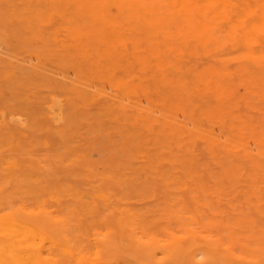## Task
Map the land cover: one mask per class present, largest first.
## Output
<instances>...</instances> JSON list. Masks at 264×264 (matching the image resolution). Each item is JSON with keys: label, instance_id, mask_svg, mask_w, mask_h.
<instances>
[{"label": "rangeland", "instance_id": "rangeland-1", "mask_svg": "<svg viewBox=\"0 0 264 264\" xmlns=\"http://www.w3.org/2000/svg\"><path fill=\"white\" fill-rule=\"evenodd\" d=\"M130 1L0 0V264H264V0Z\"/></svg>", "mask_w": 264, "mask_h": 264}, {"label": "bare ground", "instance_id": "bare-ground-1", "mask_svg": "<svg viewBox=\"0 0 264 264\" xmlns=\"http://www.w3.org/2000/svg\"><path fill=\"white\" fill-rule=\"evenodd\" d=\"M84 1H85V0H84ZM90 1H93V0H90ZM90 1L88 0L87 3H89L90 5H92L91 7H93V4L95 3V0H94V3L90 2ZM101 1H102V0H100V2H101ZM105 1H107V0H104V2H105ZM110 1H111V2H114L115 0H113V1L110 0ZM116 1H118V0H116ZM128 1H130V0H128ZM134 1H136V0H134ZM138 1H139V0H138ZM144 1H145V0H144ZM172 1H173V0H172ZM175 1H176V0H175ZM175 1H174V2H175ZM190 1H191V2H195V1H193V0H190ZM201 1H202V2H206L205 0H204V1L201 0ZM223 1H224V0H223ZM235 1H236V0H235ZM235 1H234V2H235ZM237 1L240 2L239 0H237ZM241 1H242V0H241ZM245 1H247V0H245ZM252 1H253V0H252ZM261 1H263V0H261ZM77 2H78V1H77ZM104 2L102 1L101 3L104 4ZM130 2H132V1H130ZM170 2H171V0H170ZM178 2H180V1H178ZM182 2H183V1H182ZM212 2H214V1H212ZM215 2H217V7H215V8H216V11H217L218 9H220V8L222 7L221 4H219L221 1H219V3H218V1L215 0ZM215 2H214V3H215ZM256 2H257L256 0L253 1L254 5H255ZM80 3H82V2H80ZM91 3H92V4H91ZM101 3L99 4V1H98L97 4H99V5H97V4H96V5L94 4V5L97 7V9L100 7V10H102V13H103L104 10L102 9L103 5H102V7L100 6ZM127 3H128V2H127ZM175 3H176V2H175ZM180 3H181V2H180ZM188 3H189V2H188ZM221 3H222V2H221ZM227 3H232V2H229V1H228V2H226V3H222V5L224 6V5H226ZM243 3H244V2H243ZM247 3H248V2H247ZM249 3H250V2H249ZM257 3H260V1H258ZM175 5H176V4H174V6H175ZM204 5H205V4H204ZM218 5H219V7H220V6H221V7L219 8ZM233 5H235V4H233ZM233 5H231V6H233ZM244 5H245V4L241 5V7H242V8H240L241 10L245 9V8H244ZM250 5H251V4H250ZM95 6H94V8H95ZM146 6H147V5H146ZM177 6H178V5H177ZM177 6H176V7H177ZM206 6H207V5H206ZM111 7H112V6H111ZM111 7H110V8H111ZM176 7H174V8H176ZM197 7H198V6H197ZM199 7H200V4H199ZM227 7H228V6H227ZM253 7H254V6H253ZM253 7H251L252 9H251L250 11H247V12H248V13L251 12V11L253 12V10H254ZM83 8H84V7H83ZM85 8H86V7H85ZM94 8H92V9H94ZM135 8H136V7H135ZM233 8H234V7H233ZM254 8H255V7H254ZM138 9L140 10V8H138ZM142 9H143V8H142ZM184 9H186V8H184ZM184 9H181L182 11L179 10V9H178V10L180 11V13L183 12V13L185 14V12L183 11ZM257 9H258V8H257ZM186 10L189 11L188 8H187ZM186 10H185V11H186ZM212 10H213V9H212ZM212 10H210V8L207 10V11H209V14H210V15H211V12H210V11H212ZM214 10H215V9H214ZM231 10H232V9H231ZM233 10H234V9H233ZM246 10H249V9H246ZM246 10H245V11H246ZM258 10H259V9H258ZM258 10H256L257 13H260V10H259V11H258ZM263 10H264V9H263ZM86 11H87V10H86ZM88 11L91 12V10H88ZM236 11H238V10H236ZM256 11L254 10L253 13H256ZM95 12H96V11H95ZM98 12H99V9H98ZM217 12H218V11H217ZM228 12H231V11H228ZM228 12H227V14H229ZM238 12H239V11H238ZM242 12H243V11H242ZM180 13H179V15H182V13H181V14H180ZM187 13H188V12H187ZM187 13H186V14H187ZM194 13H195V12H194ZM199 13H200V12H198V14H197L198 17H199ZM212 13L214 14L215 12L212 11ZM233 13H234V12H233ZM244 13H246V12H244ZM253 13H252V14H253ZM257 13H256V15H258ZM261 13H264V11L261 12ZM261 13H260V14H261ZM96 14H98V13H96ZM186 14H185V15H186ZM213 14H212V16H213ZM217 14H218V13H217ZM217 14L215 13V15H216L217 17H219L220 15H217ZM252 14H251V15H252ZM200 15H201V13H200ZM223 15H224V13H223ZM233 15H234V14H233ZM233 15H231V17H230L231 19L233 18ZM236 15L239 16V15H241V14L238 13V14H236ZM248 15H249V17L252 18L253 21L255 20L254 23L256 24V25H255L256 28L258 27V29H259V28L262 26V28H260L259 31H260V33L264 34V32H261V30L263 31V29H264V28H263V26H264V18H262V20H261V17H262V16H261V17H260V16H258V17L256 16L257 18L255 17V19H254V18L252 17L253 15L250 16V13L247 14V16H248ZM96 16H97V15H96ZM195 16H196V14H195ZM197 16H196V18H197V20H198V17H197ZM212 16H211V18L213 19ZM228 16H230V14H229ZM263 16H264V14H263ZM97 17H98V16H97ZM109 17H110V16H109ZM207 17H208V15H207ZM217 17H215V19H216ZM220 17H221V16H220ZM224 17H226V16L224 15ZM241 17H242V16H241ZM241 17H240V20H241ZM194 18H195V17H194ZM196 18H195V19H196ZM222 18H223V17H221V19H222ZM195 19H194V22H195ZM199 19H202V15H201V18H199ZM217 19H218V18H217ZM223 19H224V18H223ZM227 19H228V17H226V22H232L231 19H229L230 21H228ZM242 19H243V20H241V21L244 22L246 19H248V17L245 18V20H244V18H242ZM108 20H109V19H108ZM191 20H192V19H191ZM203 20H205V19H203ZM238 20H239V19H238ZM248 20H249L250 23H251V19L249 18ZM256 20H257L259 23H256ZM260 20H261V21H260ZM109 21H110V20H109ZM199 21H200V20H199ZM205 21H207V20H205ZM216 21H217V20H216ZM224 21H225V20H224ZM234 21H235V17H234ZM253 21H252L251 24H253ZM112 22H113V21H112ZM201 22H202V21H201ZM243 22H242L241 24H243ZM245 22H246V21H245ZM261 22H262L263 24H262ZM113 23H114V22H113ZM195 23L197 24V22H195ZM211 23H213V21H212V22L210 21L209 26H210ZM235 23H236V24H235ZM235 23H234L235 25H238V24H239V23H237V22H235ZM247 23H248V22H247ZM260 23H261V24H260ZM207 24H208V23H207ZM207 24H206V25H207ZM248 24H249V23H248ZM248 24H247V25H248ZM198 25L201 26L200 23H198ZM204 25H205V23H204ZM214 25H215V24H214ZM118 26H119V25H118ZM215 26H216V25H215ZM221 26H222V25H221ZM221 26H220V27H221ZM249 26H250V25H249ZM249 26H246V27H249ZM222 27H223V26H222ZM226 27H228V26H226ZM226 27H224V28L226 29ZM230 27L234 28L233 26H230ZM239 27H241V26H239ZM244 27H245V24H244L243 28H244ZM246 27L244 28L245 30L247 29ZM250 27H251V26H250ZM216 28H217V26H216ZM232 28L230 29L231 33H229L228 30L226 31V33L228 32V33H227L228 35L226 34L227 36H225V34H224V33H225V29H223V28H222V29H223V32H224V33H223L221 30H218V33H219V31L222 32L223 34H221V35H224V38H225V39H226V37L229 38L230 41L233 40V41L235 42V40H236V42L233 44V45H235V44L237 43V40L239 41V39L242 40L243 38H242V37L240 38V36H241L240 32H241V31L239 32V34H235L234 31L232 32V30H234L235 28H234V29H232ZM252 28H253V29H252ZM256 28L251 27V31H252V32L249 31L250 29H248V31L246 30V32H244L246 37H247L246 34H247V32H248V33H249L248 35H249L250 38L247 37L245 40L243 39V41L247 42V40H248L249 42H251V45H252V43H256V44L258 43V45H259V46L257 45V46H258V47H257L258 50H255V49H253L254 46L249 45L248 42H247L246 44L248 45V47L251 46L252 49H253L252 51H251V50H250V51H251V52L254 51V53H257V55L259 54V52H261V53H260L261 55L259 54V56H261V57H259V56L257 57L256 54L251 53L250 51H248L249 49L246 48L247 50H245V51H247V55L249 54L250 56H249V55H248V56L251 57V59L249 58V59H250V63L248 62L249 64H251V60L253 59V56H254V59H253V60H256L257 58L259 59V58L264 57V55H262V54H264V53H262V52H264V47H263V46H264V38L262 39L263 36H262V37L260 36V35H262V34H260V35H259V34H256V35H257V37H258V36L261 37V38H260V37H258V38L260 39V41L262 40V43H263V44H261V42H260L259 40H257L256 42H252V41H251V40H254V39H255V37L253 36V34L255 35V33H254L253 31H254V29H255V31H256ZM236 29L239 31V28L236 27ZM236 29H235V30H236ZM241 29H242V28H241ZM244 29H243V30H244ZM258 29H257V31H258ZM193 30H194V27H193ZM245 30H244V31H245ZM197 31H198V29H197V30H194V32H197ZM205 31H206V30H205ZM238 31H236V33H238ZM214 32H216V31H214ZM214 32H213V33H214ZM250 32H251V33H250ZM210 33H212V32H210ZM216 33H217V32H216ZM216 33H215V34H216ZM232 33H234V36H235V37H236V35H238V36L240 35L239 38H238V36H237V38H235V40L232 39V37L234 38L233 35L231 36ZM241 33H243V31H242ZM202 34H203V33H202ZM206 34H207V33H206ZM206 34L204 33L203 35H206ZM207 35H208V34H207ZM218 35H219V34H218ZM242 35H243V34H242ZM256 35H255V36H256ZM194 36H195V33H194ZM198 36H199V35H198ZM243 36H244V35H243ZM245 36H244V38H245ZM251 36H253L254 38L251 37ZM221 37H222V36H221ZM230 37H231V38H230ZM197 38H198V37H197ZM217 38H220V36L217 37ZM222 38H223V37H222ZM222 38H220V39L222 40ZM224 38H223V39H224ZM252 38H253V39H252ZM258 38H257V39H258ZM212 39H213V38H212ZM229 39H228V41H229ZM218 40H219V39H218ZM218 40H217V41H218ZM226 40H227V39H226ZM255 40H256V39H255ZM255 40H254V41H255ZM219 41H220V40H219ZM223 41H224V40H223ZM239 43H240V42H239ZM241 43L243 44L242 41H241ZM229 44H230V43H229ZM237 44H238V43H237ZM237 44H236V45H237ZM244 44H245V43H244ZM240 45H241V44H240ZM240 45L238 44L239 47H240ZM247 45H246V46H247ZM262 45H263V46H262ZM230 46H231V45H230ZM243 46H244V45H243ZM243 46H241V47H243ZM224 47H225V46H224ZM244 47H245V46H244ZM260 47H262V48L259 50ZM254 48H256V46H255ZM228 49H229V48H228ZM250 49H251V48H250ZM236 50H238V49H236ZM228 51H229V50H228ZM232 51H233V50H232ZM238 51H239V50H238ZM243 51H244V50H243ZM255 51H256V52H255ZM234 52H235V51H234ZM229 53H230V52H229ZM213 54H214V52H213ZM222 54H223V53H222ZM251 54H252V55H251ZM216 55H217V54H216ZM226 55H228V54H226ZM255 55H256V58H255ZM243 56L248 58V56H246V54L243 55ZM203 57H204V56H203ZM234 57H235V56H234ZM241 58H242V57H241ZM207 59H208V58H207ZM237 59H238V58H237ZM35 60H36V59H35ZM0 61H2L3 63L6 62V60H5L3 57H1V56H0ZM26 61H27V60H26ZM33 61H34V60H33ZM242 61H243V60H242ZM246 61H247V60H246ZM0 63H1V62H0ZM262 63H264V62H262ZM249 64H247V65H248V66H251V65H249ZM34 73H35V72H34ZM48 74H49V73H47V75H48ZM17 75H18L17 78H19V77H22L23 75H26V73H25V72H19V71H18V72H17ZM49 75H50V74H49ZM40 77H41V76H40ZM51 80H53V79H51ZM52 82H53L54 84H56V87H58V84H59V83L57 84V83L54 82V81H52ZM50 83H51V81H50ZM92 88H93V87H92ZM89 93H90V92H89ZM89 101H90V99H89ZM144 102H145V101H144ZM144 104H145V103H144ZM156 113H157V112H156ZM51 118H52V117H51ZM21 129H22V128H21ZM222 139H223V137H222ZM41 147H42V146H41ZM253 151H254V150H253ZM18 155H20V154H18ZM22 155H23V154H22ZM29 155H30V153H29ZM23 161H24V160H23ZM7 164H8V163H7ZM52 164H53V163H52ZM60 164H61V163H60ZM57 165H58V164H57ZM63 166H64V165H63ZM54 167H56V166L54 165ZM61 167H62V166H61ZM77 167H78V166H77ZM42 170H43V169H42ZM83 171L86 172V170H84V169H83ZM83 171H82V172H83ZM16 172H17V171H16ZM70 177H71V176H70ZM62 178H63V177H62ZM49 180H50V179H49ZM73 181H74V180H73ZM78 181H79V180H78ZM102 181H103V180H102ZM6 182H7V181H6ZM57 182H58V181H57ZM106 182H108V181H106ZM92 183H93V182H92ZM104 183H105V182H104ZM97 185H98V184H97ZM99 185H100V184H99ZM101 185L103 186V184H101ZM105 186H106V183H105ZM106 187H107V186H106ZM90 188H91V187H90ZM87 189H88V188H87ZM104 191H105V190H104ZM143 192H144V191H143ZM8 197H9V196H8ZM10 198H11V197H10ZM11 202H12V201H11ZM8 204H9V203H8ZM12 206H13V204H12ZM18 206H19V205H18ZM9 207H10V206H9ZM14 209H15V208H14ZM20 209H22V208H20ZM11 210H12V209H11ZM18 212H19V211H18ZM30 213H31V212H30ZM2 217H3V216H2ZM2 217H1V214H0V218H2ZM9 217H10V216H9ZM122 218H123V217H122ZM6 219H7V218H4V217H3V220H2V221L6 220ZM11 219H12V220H15V217H11ZM16 219L20 220L19 218H16ZM9 220H10V219H9ZM12 220H11V221H12ZM7 221H8V220H7ZM12 222H13V221H12ZM12 222H10L9 224H11ZM15 223H17V222H15ZM6 224H7V223H6ZM12 224H13V223H12ZM113 224H114V223H113ZM3 225H4V224H3ZM13 225H14V224H13ZM21 225H22V223H21ZM23 225H24V224H23ZM27 225H28V224H27ZM14 226H15V225H14ZM31 226H32V225H31ZM31 226H30V227H31ZM4 227H5V226H4ZM24 227H25V225H24ZM2 228H3V227H2ZM15 228H16V227H15ZM27 228H28V226H27ZM33 228H35V226H34ZM36 228H37V227H36ZM16 230H17V229H16ZM16 230H15V231H16ZM20 230H21V229H20ZM26 230H27V229H26ZM30 230H31V229H30ZM38 230H39V229H38ZM15 231H14V233H15ZM23 231H25V230L23 229ZM33 231H35V229H34ZM16 232H17V231H16ZM18 232H19V231H18ZM28 232H29V231H28ZM35 232H36V234H37L36 236H38V237H39V235H40V236L42 235V234H40L41 231H37V230H36ZM35 232H33V235H34V236H35ZM37 232H38L39 234H38ZM24 233H26V232H24ZM10 235H11V234H10ZM21 235H24V234L22 233V231H21ZM21 235H20V236H21ZM29 235H30V234H29ZM46 235H47V233H46ZM14 236H16V234H15ZM25 236H26V235H25ZM36 236H35V238H36ZM10 237H11V236H10ZM12 237H13V236H12ZM27 237H28V235H27ZM38 237H37V238H38ZM23 238H24V237H23ZM44 238H45V237H44ZM49 238H50V237H49ZM21 239H22V238H21ZM29 239H30V238H29ZM41 239H42V238H41ZM46 240H47V239H46ZM50 240H52V238H51ZM43 241H45V240H43ZM52 242H53V240H52ZM95 255H96V254H95ZM94 257H96V256H94ZM187 259H188V258H187ZM204 261H205V259H204ZM183 263H184V262H183Z\"/></svg>", "mask_w": 264, "mask_h": 264}]
</instances>
